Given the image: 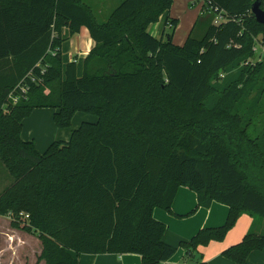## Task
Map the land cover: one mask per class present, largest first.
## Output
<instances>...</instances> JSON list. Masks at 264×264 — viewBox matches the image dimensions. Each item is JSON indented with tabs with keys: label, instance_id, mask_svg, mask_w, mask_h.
<instances>
[{
	"label": "trees",
	"instance_id": "16d2710c",
	"mask_svg": "<svg viewBox=\"0 0 264 264\" xmlns=\"http://www.w3.org/2000/svg\"><path fill=\"white\" fill-rule=\"evenodd\" d=\"M173 1L121 0L100 22L82 0H0V184L9 181L0 215L39 234L45 264H80L84 253L168 261L176 247L153 212H172L181 186L201 207H230L223 226L183 243L194 264H210L198 247L223 240L245 212L257 221L223 255L250 264L264 248V126L252 133L255 118L243 111L254 91L255 104L264 96V55L251 62L264 45L256 0H204L202 15L223 20L182 45ZM160 20L156 36L150 25ZM83 30L94 45L73 57L70 40ZM36 108L56 109L59 128L77 112L97 120L41 153L22 137Z\"/></svg>",
	"mask_w": 264,
	"mask_h": 264
},
{
	"label": "crops",
	"instance_id": "0c3cea01",
	"mask_svg": "<svg viewBox=\"0 0 264 264\" xmlns=\"http://www.w3.org/2000/svg\"><path fill=\"white\" fill-rule=\"evenodd\" d=\"M93 1L96 0H84L83 2L92 7ZM115 1V3L118 4L121 0ZM196 1L197 0H174L171 7V16L180 19L179 17L182 8L187 5L192 7L196 4ZM98 2L103 3V6L100 7V11L103 13L104 10L108 11L109 8L113 9L114 7L112 0H97V3ZM201 2L202 5L198 15L199 13L202 15L204 0H201ZM179 26L180 24L177 26L175 33ZM163 29L164 24L160 27L161 34ZM191 33H193L192 30L189 34ZM79 39H81L82 44L85 42L87 49L83 51L84 47H80L79 49V47L76 46L75 53H73L72 48H74V43L79 42ZM70 42V53L73 57L87 56L91 47L94 45V41L89 36L88 32L84 30L73 36ZM56 111L57 110L53 108H36L29 117L23 120V139L33 140L37 149L41 153L44 152L54 141L69 140L72 132L79 127L74 126L72 121L71 127L59 128L54 122V114ZM83 117L84 115L81 114L80 119ZM96 120L97 119H95V121ZM50 121L54 122L57 127H55ZM46 136H50V138ZM229 210L230 207L227 204L216 201L209 207H201L198 205L197 193L186 186H181L173 200L172 212L162 208H155L153 212L156 219L165 223L166 230L164 233V240L176 247L175 254L168 261L160 264H194V261L196 260L195 257L192 258L189 255L187 249L183 246V243H189L190 240L203 228L223 226L228 218ZM256 221L257 218L251 213L245 212L241 214L235 225L228 231L223 240L211 241L207 245L198 247V252L201 254L202 259L210 264H237L235 261L225 257L223 251L242 241ZM257 228L262 232L264 230V223L260 224ZM194 255L199 258V254L195 253ZM79 260L80 264H142L141 255L136 253H84L79 256ZM248 262L250 264H264V248L252 251L248 257Z\"/></svg>",
	"mask_w": 264,
	"mask_h": 264
},
{
	"label": "rangeland",
	"instance_id": "374dc122",
	"mask_svg": "<svg viewBox=\"0 0 264 264\" xmlns=\"http://www.w3.org/2000/svg\"><path fill=\"white\" fill-rule=\"evenodd\" d=\"M112 2L114 3L113 9L109 8L108 11L104 10V13L106 12L104 14L102 11H100V7L103 6V3H97V0L93 1V6L91 7V9L98 21L101 22L107 20L111 12L119 4H116L115 0H112ZM201 5V0H197L195 5H191L192 7L187 5L186 7L182 8L180 12L181 15L179 17L180 26L178 27L174 35V42L176 44H180V41V45L184 44L191 30L193 32V37L198 39L202 38L205 35L208 26L214 20H216V18L219 21L223 20V18L221 19L220 16L214 19V17L210 13H206L204 15H201L199 13L198 15V12H200ZM162 25V20L152 23L150 25V32L156 36H161L160 27ZM75 43L74 48H72L73 53H75L76 46H78L79 49L80 47H84V50L81 49L83 51L87 49L85 42L83 44L81 43V39H79V42ZM257 49L258 50L251 56V62L254 65L258 63V61H260L259 59L261 53L263 54L260 45L257 46ZM255 93V91L252 93V95L247 101V104L243 107V111H246V109H248L250 112H252V115L255 118L252 130V133L254 134L261 131L264 126V96L259 104H255ZM81 114L84 115L82 119H80ZM95 119L97 118L94 115H90L84 112H78L73 119V125L80 126L83 121H95ZM52 123L55 127H57L54 122ZM46 137L50 138V136ZM3 169L6 168L4 166H0V181ZM8 184V180H5L4 183L0 184V191ZM41 252L42 240L40 239L39 234L37 232H29L20 227L16 228L12 225V220L9 214L0 215V264H45V260L40 258Z\"/></svg>",
	"mask_w": 264,
	"mask_h": 264
},
{
	"label": "water",
	"instance_id": "95a60500",
	"mask_svg": "<svg viewBox=\"0 0 264 264\" xmlns=\"http://www.w3.org/2000/svg\"><path fill=\"white\" fill-rule=\"evenodd\" d=\"M262 0H256L252 5V13L256 17L257 21L264 23V8H262Z\"/></svg>",
	"mask_w": 264,
	"mask_h": 264
},
{
	"label": "built area",
	"instance_id": "2783aa9c",
	"mask_svg": "<svg viewBox=\"0 0 264 264\" xmlns=\"http://www.w3.org/2000/svg\"><path fill=\"white\" fill-rule=\"evenodd\" d=\"M220 17H221V19H222V15H219ZM218 17V16H217ZM221 21V20H220ZM217 18H216V20H215V22L216 23H218V22H220ZM258 46V45H257ZM260 47H261V49H262V51H263V54L261 53V55H260V59L259 60H261L262 58H263V55H264V45H260ZM255 50L257 51L258 49H257V47H255ZM22 89H23V91H26V88L25 87H22ZM19 100V96H17V97H13V101L14 102H17Z\"/></svg>",
	"mask_w": 264,
	"mask_h": 264
}]
</instances>
